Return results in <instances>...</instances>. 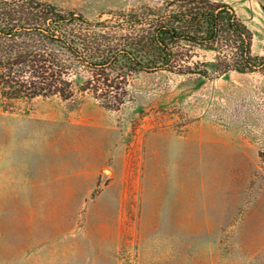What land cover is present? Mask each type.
<instances>
[{"label":"rangeland","instance_id":"rangeland-1","mask_svg":"<svg viewBox=\"0 0 264 264\" xmlns=\"http://www.w3.org/2000/svg\"><path fill=\"white\" fill-rule=\"evenodd\" d=\"M42 1L104 20L170 0ZM213 1L264 56V0ZM127 89L118 110L0 99V264H264V77L141 72Z\"/></svg>","mask_w":264,"mask_h":264},{"label":"trees","instance_id":"trees-1","mask_svg":"<svg viewBox=\"0 0 264 264\" xmlns=\"http://www.w3.org/2000/svg\"><path fill=\"white\" fill-rule=\"evenodd\" d=\"M253 33L228 3L170 0L90 20L42 0H0V99L90 95L109 110L138 73L219 77L258 72ZM195 49L214 52L210 64Z\"/></svg>","mask_w":264,"mask_h":264}]
</instances>
